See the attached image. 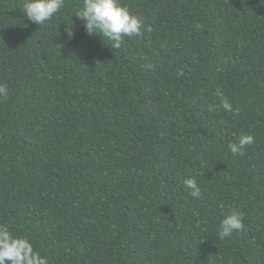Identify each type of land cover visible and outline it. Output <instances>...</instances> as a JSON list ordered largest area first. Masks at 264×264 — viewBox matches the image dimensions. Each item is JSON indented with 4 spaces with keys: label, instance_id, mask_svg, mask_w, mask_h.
Segmentation results:
<instances>
[{
    "label": "trees",
    "instance_id": "16d2710c",
    "mask_svg": "<svg viewBox=\"0 0 264 264\" xmlns=\"http://www.w3.org/2000/svg\"><path fill=\"white\" fill-rule=\"evenodd\" d=\"M121 2L145 28L116 49L82 0L40 26L0 0V224L49 264H264V5ZM232 208L245 228L220 240Z\"/></svg>",
    "mask_w": 264,
    "mask_h": 264
},
{
    "label": "clouds",
    "instance_id": "9594fccd",
    "mask_svg": "<svg viewBox=\"0 0 264 264\" xmlns=\"http://www.w3.org/2000/svg\"><path fill=\"white\" fill-rule=\"evenodd\" d=\"M264 5V0H259ZM66 7L65 0H23L21 10L23 15L36 25H43L59 14ZM75 17L82 22V27L89 37L99 36L112 47L119 49L127 38H140L143 36L145 22L143 18L125 6L121 0H82V5L76 6L72 11ZM71 16V17H72ZM65 33L68 39L75 36L73 21L66 24ZM183 72H177L182 76ZM8 85L0 83V100L8 97ZM218 106H212L209 110L222 108L225 112L236 114L232 103L223 94ZM255 142L251 134L242 133L238 141L228 145L233 156L244 155L245 148ZM183 185L189 190L190 195L199 199L201 187L195 177H185ZM243 212L232 208L221 219L217 235L220 240L231 238L234 233L241 232L244 228ZM0 264H49L46 256L37 251L29 238L14 235L6 225L0 224Z\"/></svg>",
    "mask_w": 264,
    "mask_h": 264
}]
</instances>
